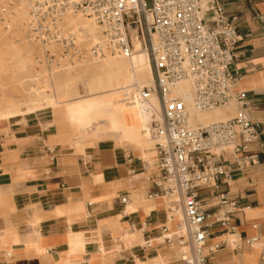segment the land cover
<instances>
[{"label": "crops", "instance_id": "0c3cea01", "mask_svg": "<svg viewBox=\"0 0 264 264\" xmlns=\"http://www.w3.org/2000/svg\"><path fill=\"white\" fill-rule=\"evenodd\" d=\"M223 2L237 17V90L263 130L256 150L264 162V0ZM234 107L241 111L237 101L227 106ZM143 159L140 146L114 136L77 140L64 106L0 119V264H177L165 229H175L171 205H178L151 196L154 168L144 171ZM219 160L229 185L200 194L209 222L233 210L236 232L212 225L207 245L220 246L212 262L264 264V163L238 168L231 148ZM227 189L235 209L220 204L217 194Z\"/></svg>", "mask_w": 264, "mask_h": 264}, {"label": "built area", "instance_id": "2783aa9c", "mask_svg": "<svg viewBox=\"0 0 264 264\" xmlns=\"http://www.w3.org/2000/svg\"><path fill=\"white\" fill-rule=\"evenodd\" d=\"M32 6L31 32L42 42L68 51L78 46L76 35L66 25L68 14H85L102 27V40L91 47L94 55H128L133 48L131 31L141 37L154 77L153 84L142 87L141 93L147 100L156 95L161 106L150 122L156 155L141 160L142 168H154V175L149 176L154 187L151 196L171 199L183 211V222L175 233L168 235L165 229L167 243L183 248L177 264H213L212 254L220 246L207 245L210 228L220 223L236 232L228 217L233 210L209 222L212 214L200 192L208 190L214 196L213 190L229 185L230 172L219 160L227 148L232 149L238 168L264 163L256 150L262 147L263 130L254 122L244 92L237 90L241 78L234 71L240 40L237 17L228 12L223 0H34ZM181 81L192 84L195 110L237 101L241 111L193 127L189 108L176 93ZM217 196L220 204L236 208L228 189ZM126 201L121 198L122 203Z\"/></svg>", "mask_w": 264, "mask_h": 264}, {"label": "rangeland", "instance_id": "374dc122", "mask_svg": "<svg viewBox=\"0 0 264 264\" xmlns=\"http://www.w3.org/2000/svg\"><path fill=\"white\" fill-rule=\"evenodd\" d=\"M33 1L34 0H0V111L10 104H15V106L24 108L28 107L26 95H28V90L32 83L28 76L33 73L41 72L43 77L50 75L56 84L57 90H61L62 95H60V100H71L75 98L78 96L75 94L78 90L82 92L84 96L92 94L90 90V79L93 75V69L91 68L93 67L92 63L97 61L95 57L99 56H94L91 52V47L94 46V44L89 45V43L85 41L79 42L75 36L76 44L79 45L76 50L68 51L65 50L66 48L39 40L30 30ZM24 3H29V12L31 13H29V17L26 21L22 19L18 11L19 7ZM149 4L151 5V1H149ZM72 17L73 14L66 15L65 21L67 27L75 34L73 26L70 25ZM18 56L22 59L27 58L31 61L23 72L18 70L16 66L19 59ZM68 67H72V69L67 70ZM25 75L28 76L26 77ZM18 76H21L22 79L20 80ZM94 85L96 93H100L102 90L104 91L106 89L105 81L102 83H95ZM146 85L148 86V84L144 86ZM99 99L100 101L96 103L95 108L88 112L91 119L86 124L85 129H81L79 127L81 125L70 122L77 133V140L80 138V140L84 141V144H92V142L99 138L108 135L117 138L121 132L130 130L122 120L121 114H119L116 109L117 101L115 96L105 95L101 96ZM190 100H188L187 103ZM43 106L44 105L40 108ZM237 114L235 107L227 108V105L203 111H195L193 113L190 112L189 117H191V115L203 117L201 121L196 122V120H191L190 125L193 127L206 125L216 120L228 119ZM131 137H139V134L133 132ZM124 143H133L142 148V142L139 138H126ZM151 143L156 145V139L154 138ZM81 152H84L83 148ZM155 154L156 153L150 154V156L149 154L146 155L147 159L150 160L151 158L149 159V157Z\"/></svg>", "mask_w": 264, "mask_h": 264}, {"label": "bare ground", "instance_id": "6f19581e", "mask_svg": "<svg viewBox=\"0 0 264 264\" xmlns=\"http://www.w3.org/2000/svg\"><path fill=\"white\" fill-rule=\"evenodd\" d=\"M29 8V3H24L19 7L18 11L24 21L29 17ZM70 25L73 26L76 38L78 39L77 41L79 42L85 41L89 43V45H95L103 38L102 27L93 18L85 14H73ZM131 36L133 50L130 54L125 55L116 53L95 57L97 61L92 63L93 67L91 68L93 69V75L90 79L91 95L84 96L82 95L83 93L78 90L75 93L78 96L75 98L71 100H60V95H62L61 90H57L56 84L50 75L43 77L41 72L33 73L31 75L28 74L29 76H25H28L29 80L32 82L28 90V95H26V103L28 107L24 108L15 106V104H10L0 111V119H3L4 117L8 118L18 113L35 111L42 105L54 107L64 106L67 110L69 121L81 125L79 127L85 129L86 124L91 119L88 112L95 108L96 103L100 101L99 98L105 95H113L117 101L116 109L118 110V113L121 114L124 123L130 129L121 132L117 139L120 142H124L126 138H139L142 142L143 156L148 154L150 156V154L156 153V146L151 143L153 142L154 137L151 132L150 122L152 113L159 112L161 106L156 95H151L150 100H147L141 93V88L145 84H148V86L153 84L154 77L151 59L148 51L143 45V40L136 30L131 31ZM30 63L31 61L29 59H22L19 57L16 66L18 70L23 72ZM71 69L72 67L67 68V70ZM18 77L20 80L22 79L21 76ZM104 81L106 82V89L104 91L102 90L100 93H96L94 84L102 83ZM176 93L183 98L189 108V112L193 113L197 111L192 106V90L189 81H181L177 85ZM188 100L190 101L187 103ZM232 102L236 101H231L230 103ZM229 104H227V106ZM44 106L42 108H44ZM189 119L190 121L196 120L197 122L203 120V117L199 115H191ZM133 132L138 133L139 137H131ZM213 151L219 152L218 149H214ZM169 200L170 202L173 201L171 199ZM171 207H173L174 210L172 218L175 221V229L170 230L168 235L172 236L176 231L177 225L183 222L184 216L179 205H171ZM170 222L171 221L169 220V223ZM166 235L167 233L165 236ZM234 238L235 235L232 236V242L234 241ZM172 247L176 250L177 257H179L183 248L178 247L176 244H172Z\"/></svg>", "mask_w": 264, "mask_h": 264}]
</instances>
